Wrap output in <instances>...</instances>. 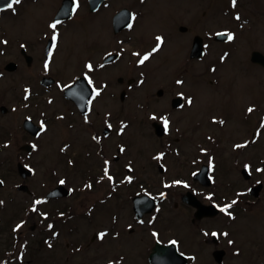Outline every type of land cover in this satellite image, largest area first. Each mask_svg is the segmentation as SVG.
<instances>
[{
    "label": "flooded vegetation",
    "instance_id": "flooded-vegetation-1",
    "mask_svg": "<svg viewBox=\"0 0 264 264\" xmlns=\"http://www.w3.org/2000/svg\"><path fill=\"white\" fill-rule=\"evenodd\" d=\"M0 1L3 4L9 2ZM41 1L22 0L14 10L0 11V82L13 76L18 77L16 82L21 86L19 103L7 101L0 90V96L4 98L0 102V114L6 117L28 110L18 119L17 127L8 128L6 139L0 141V154L16 141L23 147H32L28 154L30 162L21 161L22 152H18L20 161L17 167L6 176L0 175V191L9 189L7 196L5 192L0 193V228H8L7 223L13 222L6 232H0V264H43L36 263L35 255L47 262L55 260L49 264H133L132 254L115 248L120 244L131 250L133 255L135 248L139 260L136 264H183L181 257H175L177 254L185 256L187 264H240L239 260L242 261L246 253L238 245V240H231L227 230L213 236V230L206 226L220 216L237 223L245 211L264 199V114H261V104L252 100L242 110L240 118L249 126L243 130L244 133L242 131L236 138L229 139L230 145L222 137V134H232L229 125L235 114L232 109L237 103L231 104L225 99L227 94L223 98L214 94L219 95L226 83L223 68L229 56L236 53L231 43L215 42L218 52L214 53L203 36H195L190 52L187 51L174 68V76L169 83L171 87L160 81V75L150 74L153 73L151 59H158L168 42V37L162 34L155 35L154 49L157 48V37L163 41L155 52L147 50L145 45H134L136 50L113 48L100 58L94 54L81 56L70 79L64 81L63 76L68 75L62 72L65 62L59 67L56 63L67 30L75 19L60 21L55 30L50 27L55 21L49 20L34 43L22 40L19 25L15 27L19 30L13 33L7 26L9 20L19 23L22 17L28 16L30 8ZM63 1H60L61 6ZM74 1L76 14L89 12L91 15L88 16L94 18L115 5V0H103L92 11L90 0ZM134 1L125 0V7L112 8L113 40L132 31L134 23L131 28L127 26V15L132 14L136 19V13H143L149 4L148 0ZM180 31L187 33L188 27L181 26ZM226 31H216L213 40ZM54 35L57 37L55 47ZM197 38H202L203 43L204 56L201 59L193 55ZM127 43L130 41H119V44ZM50 44L52 46L48 49ZM145 55L149 59L141 64L140 60ZM5 58H8L7 62ZM132 59L136 60H133L135 64ZM123 62L129 72L116 81L112 72ZM202 62H206L203 74L191 83L189 75H195L196 65ZM24 66L34 72L30 78L21 74ZM252 66L264 70L258 65ZM205 78L213 91L202 94L210 96L207 105L212 109L214 106L223 108L217 114L206 113L202 118H196L197 115L191 114L196 108H201L198 107L200 96L193 89L200 86ZM151 82L158 83L156 90L153 89L158 104L166 102L165 106L142 101L138 96L142 90L151 87ZM190 84L188 92L184 87ZM116 87L121 88L119 93L115 91ZM53 93L55 97L50 96ZM147 95L151 96L150 93ZM108 96L113 102L119 100L123 106L134 97L137 100L135 107H119L118 112L104 107L101 110L98 103ZM58 98L70 105L69 112L53 111L52 105ZM188 98H191V104L187 102ZM249 108L253 109L250 113ZM165 120L168 121L167 127ZM58 121L63 123L67 135H75V138L58 142L60 159L52 167L40 169L32 157L43 153V137L52 130V123ZM135 125L147 132L146 143H157L156 149L148 153L140 150L139 139L135 132L132 133ZM21 130L24 133L20 137L17 132ZM75 143L85 152L76 158L72 149ZM81 157L89 161L88 168L83 171L78 170ZM5 164L2 162L0 166ZM21 164L29 171L22 172ZM204 167L209 169L211 186H205L196 179ZM105 169L111 180L105 176ZM235 173L239 174L237 179L232 176ZM230 176L231 179H223ZM198 178L203 180L204 176L199 174ZM62 180L63 184L60 183ZM246 183V187H241ZM260 186L262 189L258 194L254 188ZM20 194L28 197L24 204L15 203ZM187 194L194 195L205 206H215L219 210L232 201L236 203L229 209L231 216L220 210L216 218L198 219L197 209L183 202ZM36 201L41 203L36 204ZM12 206L15 207L10 210ZM34 207L36 211H33ZM181 208L192 213V223L198 226L194 231V244L191 242L193 235L189 234V249L193 251L185 249L184 240L176 234L179 230H174L171 236L167 233L170 217ZM85 224L96 228L92 236L86 235L90 229ZM179 226L180 222L176 227ZM100 233H106L103 239L99 238ZM124 236L128 239L136 237L135 245L124 240ZM158 244L175 248L165 253ZM207 244L214 246L215 250L212 260L206 262L200 260V254Z\"/></svg>",
    "mask_w": 264,
    "mask_h": 264
},
{
    "label": "rangeland",
    "instance_id": "rangeland-1",
    "mask_svg": "<svg viewBox=\"0 0 264 264\" xmlns=\"http://www.w3.org/2000/svg\"><path fill=\"white\" fill-rule=\"evenodd\" d=\"M60 1L61 0H42L38 5L30 8L28 16L22 17L19 20V23H12V21L9 20L7 25L10 29L9 31L13 33L18 31L20 28L19 32L22 40L30 41L31 43L37 42V38L41 36L42 32L46 29L49 20L52 21L54 19L57 10L61 6ZM148 1V7L143 13H139L135 10L137 12H135L137 18L134 21L133 29H131L132 31L123 37L115 38L116 40H113V33L111 30L112 8L120 6L119 9H121L125 7V0H115V5L111 8V10L102 12V14L96 18H94L95 16H88L91 15L88 14L89 12L87 13L82 11L78 13L75 16V21L70 25V29L67 30L64 45L61 49V53L58 55L59 61L56 63L59 67L62 62H65V66L61 65L64 68H62V72L63 74L68 75L67 77L63 76L62 79L64 81L70 79L73 74V70H76L77 68V61L81 56L94 54L100 58L103 53L105 54L106 51L112 50L113 48L120 49L121 47H126L129 51L132 49L136 50L134 45L136 47L145 45L148 48L147 50L154 49L156 47L155 35L162 34L168 37V42L163 49V53L158 57V59H151L152 61L150 64H153V67L151 65L153 73L151 72L150 74L160 75L161 80H159L163 84L169 85L170 80L174 76V68L177 66V63L181 61L185 55H187L186 52H190L192 41L195 36H203L206 39V43L209 44L208 48L214 50V53H217L218 46L213 40L214 33L218 30L226 29V32L231 33L234 38V41L231 43V48H234L236 53L233 56H229V59L226 61L227 64L223 68L226 83L221 89L220 94H214V96L223 98L227 94L228 96H226L225 99H228L231 104L237 103L234 106L235 109H232L235 111V114L232 116L231 124L229 125L232 134L230 133V136L222 134L223 139L230 145L232 142H230L229 139L236 138L238 133L241 134V132L249 126L246 121L241 120L240 113L250 101L254 100V103L257 102L261 104V114H264V70L253 67L250 62L251 55L254 51H262L264 53V0H237L235 6H233L232 0ZM135 2H137V0H135L134 3ZM32 13H35V15L32 16ZM237 16H239L240 19H236ZM18 25L20 27L15 30V27ZM181 26H187L188 32L182 33L180 31ZM11 37H13V34H11ZM136 39H138V41H136ZM122 40L130 41V43L124 45L119 44V41ZM5 60V62H7L8 58H5ZM133 60L135 59H132V62ZM135 61L133 64H135ZM205 64L206 62H202L201 64L196 65V71H194L195 75L191 74L188 77L191 83H193V80L195 79H200L199 76L203 74L202 71ZM128 72L125 63L123 62L117 66L112 74L117 81L119 77L125 76ZM31 73H34L32 72V69L30 70L25 66L21 72V74H24L29 78ZM133 74H135V72H133ZM128 76H131V74H128ZM16 80H18V77L16 78L10 76L5 81L0 82V90L4 94L3 97H5L7 101L13 100L14 102L18 101L19 103L20 96L18 92L21 86L16 82ZM202 81L203 82L200 86L193 89L197 91L200 96L198 107L201 106V108H196L193 112L194 114H191L192 116L197 115L196 118H202L206 113L217 114V112L223 108V106L218 105V108L215 106L213 109L209 108L207 104L210 102V96H204L202 94H204V92L207 94L211 93L212 90L206 83L207 78L202 79ZM157 85L158 83L155 84L151 82V87L147 88L149 91H147V89L142 90L138 96L142 99V101H149L152 104L157 103L155 105L165 106L166 102L158 104V98L156 97L154 91V89L156 90ZM190 88L191 84L184 87V89L188 92ZM115 91L119 93L121 88L116 87ZM171 91L173 93V90ZM148 93L151 94L150 97L147 95ZM50 96L55 97V94L53 93ZM3 97L0 96V102L4 99ZM257 98H260V100H257ZM136 100L137 97H134L131 102H128L123 106L119 103V100L116 99V101L113 102L110 96H108L98 103V108L102 110L101 107H104L117 111L119 107H135ZM69 107L70 105L62 102L60 98H58V100L54 102V105H52L53 111L57 110L59 112L66 113L69 112ZM224 108L226 107L224 106ZM25 113H28V110H22L19 111L17 115L10 114L6 117H2L0 114V141L6 139V132L8 128L17 127L19 120ZM140 128V126L135 125L132 133L135 132L137 138L139 139L138 142L141 144L140 150L151 152L157 148V143L155 144V142L152 141L146 143L145 139L148 137V134L144 129L142 130ZM17 133L21 137L24 132L21 130ZM67 138H75V135L68 136L63 127V123H60L59 121L52 123V130H50L49 133L43 137L45 141V144L43 143L44 145L42 147L43 153L40 156L32 157L34 162L38 164V166L40 165V169L45 170L47 166L52 167L60 159L57 155L59 149V147H57L59 145L58 142L61 143L63 139ZM22 148L23 146L16 141L11 147H7L4 153L0 154V164L2 162L6 163L5 165L0 166V175L6 176L9 174L8 172H10V170L17 167V162L20 161L17 158V154L18 152L23 153L21 150ZM72 149L75 151V158L80 156V154H85L84 150L83 152L81 151V146L78 143H75ZM133 152V155L135 156V147L133 148ZM22 153L21 161L30 162V156L26 153H23L22 155ZM88 166L89 161L81 157L78 170L83 171L88 168ZM59 169H61V166ZM232 176L237 179L239 174L235 173V175ZM232 176H230V178L223 177V179H231ZM246 185L247 183L245 185H241V187H246ZM8 190L9 189H5L4 191H0V193L5 192V196H7L9 194ZM17 197L18 199L15 203L21 204H24L25 200L28 198L23 194L17 195ZM14 207L15 206H12L10 210ZM192 219V213L181 208L179 212L174 213V215L170 217L169 222L171 223L167 231L168 236H171L174 234L172 232L179 230L180 234L178 232H176V234L184 240L185 249L189 251L194 250L189 249V234L193 235L191 242L194 244L196 241V239H194V231H196L195 228L198 227L197 225L194 226L195 224L192 223ZM240 219L241 220L237 223H234L232 221L229 222L228 219L220 216L212 220L210 223H207L206 226L209 227V229H212L213 233L216 234H219V232L221 233L222 230H227L231 240H238V245L242 246L246 253L244 259L242 261L239 260L240 264H253L256 261V264H264V199L263 202L252 207L249 211H245V213L241 215ZM178 222H180L181 226L176 227ZM12 223V221L7 223L8 228L1 227L0 232H6L11 226L9 224ZM85 225L90 229L89 234L86 235L92 236L96 228L88 224ZM123 238L126 241L129 240L128 242L131 241L135 245L134 239L136 237L128 239V237L124 236ZM193 244L192 246L194 248ZM115 248L118 251L132 254V257L130 258L133 264L139 262L135 253V248L133 250L134 255L133 252L123 244H120ZM214 250V246L207 244V246L202 249L200 260L206 262L208 260H212V253ZM35 256L36 263L38 261L43 264L47 262L45 258L37 259L38 255ZM32 257H34L33 252ZM52 261L55 260L53 259ZM52 261L49 260L46 264H49Z\"/></svg>",
    "mask_w": 264,
    "mask_h": 264
},
{
    "label": "snow or ice",
    "instance_id": "snow-or-ice-1",
    "mask_svg": "<svg viewBox=\"0 0 264 264\" xmlns=\"http://www.w3.org/2000/svg\"><path fill=\"white\" fill-rule=\"evenodd\" d=\"M21 2H22V0H9V2L6 4V8H7V9H12V10H14V6H15V5H19ZM236 3H237V0H232V4H233V6H235ZM3 10H4V8H0V11H3ZM132 19H133V20L135 19V16H134V15H133ZM236 19H240V17L237 16ZM59 23H60V21L57 20V21H55L54 23H52V24L50 25V27H51L53 30H55V29L57 28V25H58ZM128 26L131 28V27H132V24L130 23ZM56 39H57V37L54 35V36L52 37V40H53V47H55ZM227 39H228V40H232V39H233V36H232L231 34H227ZM157 41H158L157 48H156V49H153L154 52L158 50L160 44L163 42V41H162V38H160V37H157ZM5 43H6V42H5ZM148 59H149V56H148V55H145V56L140 60V63L143 64V63H144L146 60H148ZM45 67L47 68V65H45ZM88 67L91 68L92 66H91V65H88ZM177 83H181V82H180V81H177ZM95 94H96V95H99L98 92H96ZM187 102H188L189 104H191V103H192L191 98H188V101H187ZM248 111L251 112V111H253V109L249 108ZM153 118H155V117H153ZM164 123H165V127H167L168 121L165 120ZM258 171H259V170H258ZM105 176H107L109 180L112 179V177L108 175V171H107V169H105ZM0 183H2V182H0ZM60 183L63 184L64 181L62 180V181H60ZM89 187H91V185H89ZM35 203H36V204H39V203H41V201H36ZM235 203H236V201H232L231 204L225 205V206H224L223 208H221L220 210H221L222 212H224L226 215L231 216V213L229 212V209H230V208L232 207V205L235 204ZM33 211H36L35 207L33 208ZM49 227L51 228L52 226L49 225ZM105 235H106V233H100V234H99V238H100V239H103ZM212 235H213V236H216L217 234H216V233H212ZM224 235L227 236V233H224ZM172 243L175 244L176 242L173 241ZM230 243H231V241H230ZM50 246H51V245H50Z\"/></svg>",
    "mask_w": 264,
    "mask_h": 264
},
{
    "label": "water",
    "instance_id": "water-1",
    "mask_svg": "<svg viewBox=\"0 0 264 264\" xmlns=\"http://www.w3.org/2000/svg\"><path fill=\"white\" fill-rule=\"evenodd\" d=\"M103 0H91V5L92 7L95 9L96 7H98V5H100V3L102 2ZM1 3V2H0ZM68 3L66 2V6H65V9L64 10H67L66 8L68 7ZM92 8V10H93ZM130 21V20H129ZM201 49H202V45H201V42L197 43L195 48H194V53L196 55H199V53H201ZM252 61L254 63H257V64H260L262 66H264V55H262L261 53L259 52H254L253 55H252ZM217 212H214L212 215L215 216ZM200 215V214H199ZM199 217V216H198ZM200 218V217H199ZM164 252L166 253L167 252V248H163ZM176 258H179L177 255H175ZM185 260V259H184ZM186 261V260H185ZM161 264H167L165 262L161 263ZM185 264V262H184Z\"/></svg>",
    "mask_w": 264,
    "mask_h": 264
},
{
    "label": "bare ground",
    "instance_id": "bare-ground-1",
    "mask_svg": "<svg viewBox=\"0 0 264 264\" xmlns=\"http://www.w3.org/2000/svg\"><path fill=\"white\" fill-rule=\"evenodd\" d=\"M162 52H163V51H161L160 53H162ZM160 53H159V54H160Z\"/></svg>",
    "mask_w": 264,
    "mask_h": 264
}]
</instances>
